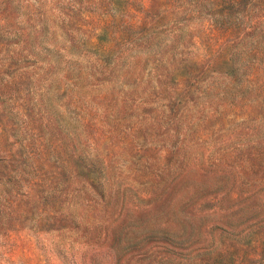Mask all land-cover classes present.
Here are the masks:
<instances>
[{
    "label": "rangeland",
    "instance_id": "obj_1",
    "mask_svg": "<svg viewBox=\"0 0 264 264\" xmlns=\"http://www.w3.org/2000/svg\"><path fill=\"white\" fill-rule=\"evenodd\" d=\"M0 264H264V0H0Z\"/></svg>",
    "mask_w": 264,
    "mask_h": 264
}]
</instances>
